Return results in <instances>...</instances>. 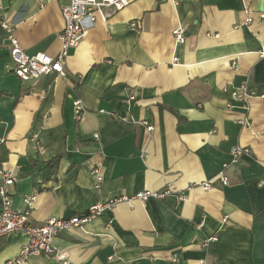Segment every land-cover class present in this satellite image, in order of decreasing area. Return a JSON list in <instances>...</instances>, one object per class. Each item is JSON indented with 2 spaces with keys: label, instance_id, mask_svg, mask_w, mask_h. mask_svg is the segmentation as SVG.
Wrapping results in <instances>:
<instances>
[{
  "label": "crops",
  "instance_id": "obj_1",
  "mask_svg": "<svg viewBox=\"0 0 264 264\" xmlns=\"http://www.w3.org/2000/svg\"><path fill=\"white\" fill-rule=\"evenodd\" d=\"M69 3L0 0V24H13L27 55L54 57ZM179 25L185 42L176 46ZM8 46L0 25L1 167L14 178L12 207L29 209L31 225L79 216L113 197L171 192L119 203L59 234L53 246L68 264H264V0H137L88 29L64 76L36 82L5 69ZM244 81L254 92L247 109L228 110ZM128 94L135 97L128 118L144 125L106 115L126 116ZM76 97L87 109L80 122ZM236 146L251 153L226 169L228 185L199 188ZM58 155L55 171L34 165ZM25 244L20 232L1 237L0 264H12ZM26 264L61 263L36 256Z\"/></svg>",
  "mask_w": 264,
  "mask_h": 264
},
{
  "label": "built area",
  "instance_id": "obj_2",
  "mask_svg": "<svg viewBox=\"0 0 264 264\" xmlns=\"http://www.w3.org/2000/svg\"><path fill=\"white\" fill-rule=\"evenodd\" d=\"M137 0H70V3L61 9V17L63 21V30L59 35V53L57 56H49L46 54L27 55L21 48L17 38L14 35L13 24L1 22V27L7 34L9 43L8 50L11 60V65H6L5 69L9 70L21 83L36 82L40 78L47 75L64 76L63 65L68 57L71 49L78 45L85 38L89 28L96 21L105 22L112 13L118 12ZM251 20H248L249 23ZM131 27H137L136 23H131ZM174 43L176 46L183 45L185 42V29L181 25L177 26L172 31ZM173 64L177 63V58H173ZM231 66L236 70L234 60L231 61ZM254 96V92L249 88L248 82L244 81L239 86L234 88L230 93V101L227 103L228 110L241 109L246 110L248 101ZM135 101L132 94H128L123 101L126 106V116L120 117L114 114H106L111 119H120V121H129L133 124L144 125L142 122H135L128 118L130 105ZM72 108L75 120L80 122L87 112L81 98L76 97L72 102ZM100 113L105 114L104 111ZM242 126L249 127V122L244 119L240 122ZM151 130L150 126L146 128ZM97 138V136H94ZM250 150L245 147L236 146L230 151V162L223 164L218 174L211 180L202 182L198 187L207 191L213 187L214 183H219L221 186L228 185V179L225 176V171L230 165L236 164L242 157L250 156ZM95 178L94 188L99 189L102 177L99 174L98 168L92 171ZM14 183V178L10 174L0 168V238L10 233L20 232L26 237V244L21 248L17 258L12 264H26L28 258L36 256H46L54 258L61 264H68L67 256L53 246V240L61 233L67 232L81 224L95 219L103 211L114 208L122 202H140L145 203L149 199L161 200L165 196L170 195L169 189H164L158 192L143 191L138 192L130 198L113 197L105 202H97L91 206L84 214L73 216L68 219L52 217L42 225H31L29 222L30 210L17 211L11 205V200L7 192V187ZM33 198L25 199V202L30 206ZM214 238L204 242L206 246L209 242L214 241ZM199 264H205L203 260Z\"/></svg>",
  "mask_w": 264,
  "mask_h": 264
},
{
  "label": "trees",
  "instance_id": "obj_3",
  "mask_svg": "<svg viewBox=\"0 0 264 264\" xmlns=\"http://www.w3.org/2000/svg\"><path fill=\"white\" fill-rule=\"evenodd\" d=\"M5 153L3 152V150L0 148V168L2 166V163L5 161ZM60 156H55L54 158H52L50 161L47 162H34V165L37 167V169H48V170H53L55 171V169L57 168V164L59 162Z\"/></svg>",
  "mask_w": 264,
  "mask_h": 264
}]
</instances>
